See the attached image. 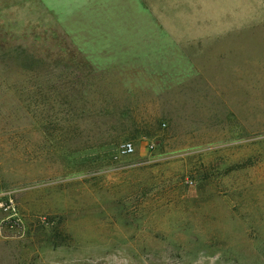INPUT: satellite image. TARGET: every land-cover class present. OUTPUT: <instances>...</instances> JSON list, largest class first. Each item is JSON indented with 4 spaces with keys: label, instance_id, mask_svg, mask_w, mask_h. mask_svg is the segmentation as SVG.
<instances>
[{
    "label": "rangeland",
    "instance_id": "1",
    "mask_svg": "<svg viewBox=\"0 0 264 264\" xmlns=\"http://www.w3.org/2000/svg\"><path fill=\"white\" fill-rule=\"evenodd\" d=\"M0 264H264V0H0Z\"/></svg>",
    "mask_w": 264,
    "mask_h": 264
},
{
    "label": "crops",
    "instance_id": "2",
    "mask_svg": "<svg viewBox=\"0 0 264 264\" xmlns=\"http://www.w3.org/2000/svg\"><path fill=\"white\" fill-rule=\"evenodd\" d=\"M96 45H93L92 48V52L91 53H98V55L100 54L99 51L100 49L104 48L105 46H98L95 47ZM100 48V49H99ZM87 54H89L87 52ZM86 55L83 56V58L78 62L82 65V69L83 72H89V71H93V67L94 64H98L99 70H104L106 71V74L108 76V84L109 87L113 88V89H118V90H122V89H129L132 90L134 92V94L136 96H138L139 98L137 100H139V102H146V98L144 97L149 93L152 95V97H158L159 93L158 92H152V90H150V92H147L148 90H146L145 87L143 86H139V84H137L135 86L134 82L138 81L139 83H143L144 80L148 79L151 81V83L154 85L155 81L151 80L150 78H146L144 77V74L141 72L142 69H137L136 67H133L132 65L129 66V68L127 67L129 62L127 61H118L115 59H107V57H103V59H97L92 55H89V60L86 58ZM80 64H78L77 69L80 70ZM119 67V68H118ZM120 70V72H119ZM114 72V73H113ZM138 72H140V77L138 79L137 75ZM134 73V74H133ZM135 75V76H134ZM136 78V79H135ZM143 78V79H141ZM157 86V85H156ZM152 92V93H151ZM161 95V94H160ZM144 97V99H143ZM138 103V102H135ZM134 103V104H135Z\"/></svg>",
    "mask_w": 264,
    "mask_h": 264
},
{
    "label": "built area",
    "instance_id": "3",
    "mask_svg": "<svg viewBox=\"0 0 264 264\" xmlns=\"http://www.w3.org/2000/svg\"><path fill=\"white\" fill-rule=\"evenodd\" d=\"M118 154L121 156L132 154L135 151V147L132 142L124 141L117 147Z\"/></svg>",
    "mask_w": 264,
    "mask_h": 264
}]
</instances>
